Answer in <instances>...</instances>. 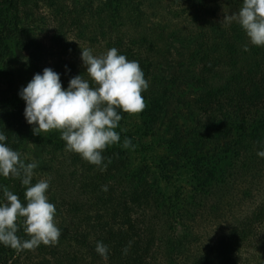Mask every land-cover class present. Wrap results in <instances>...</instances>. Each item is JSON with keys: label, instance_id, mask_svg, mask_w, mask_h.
I'll return each instance as SVG.
<instances>
[{"label": "trees", "instance_id": "1", "mask_svg": "<svg viewBox=\"0 0 264 264\" xmlns=\"http://www.w3.org/2000/svg\"><path fill=\"white\" fill-rule=\"evenodd\" d=\"M225 2L240 7L242 0ZM225 2L0 0V131L6 134L13 150L18 151L27 132L25 102L18 95L25 84L21 79L27 69H36V63L49 56L55 59L53 70L61 74L62 86L66 88L76 75L89 79L81 49L96 50L103 42L107 49L115 47L128 60L139 62L149 81L148 90L142 93L149 105L142 116L154 122L162 115L167 101L163 97L165 92L161 95L157 88L162 80L157 71L162 53L156 43L163 37L187 40L192 45L187 70L181 73L202 88L196 109L203 126L211 130L218 123L230 122L241 133L233 146L231 162L220 171H209L211 179L195 196V201L201 204L197 210L193 202H187L180 210L172 209L155 182L144 179L134 184L127 171L129 157L118 148L109 146L104 150V162L108 165L104 171L79 154L64 150L78 165L79 196L77 201L72 199L61 207L78 224L84 221L85 231L78 235L77 227L69 234L67 229L61 230L58 242L69 235L77 247L66 251L58 244L43 246L45 254L31 264H50L51 260L53 264H169L171 255H182L193 245L194 224L200 216L206 212L210 216L227 212L230 205L220 208L216 203L218 193L229 186H238V177L247 176V172L263 164L264 158L258 157L257 151L264 143V130L260 139L254 132L264 125V47L252 46L235 20L220 16L223 10L220 6ZM41 6L48 9L54 25L49 47L36 37L38 30L42 33L41 29L28 23ZM23 35L30 39L25 49L29 56L16 77L7 63L6 49L8 41ZM245 44L250 49L247 52L243 51ZM65 65L70 71H66ZM247 128L253 131L248 133ZM46 142L55 152L65 149L62 140ZM0 185H7L2 176ZM102 186H107V191ZM16 194L24 200L22 192ZM237 219L192 264H241L251 237L264 228V198ZM177 225H182L181 230H176ZM178 232L182 234L180 237L176 235ZM17 235L26 238L22 227ZM97 241L108 246L107 259L95 251ZM31 252L24 250L17 254L14 249L0 245V264H25L21 260Z\"/></svg>", "mask_w": 264, "mask_h": 264}, {"label": "rangeland", "instance_id": "2", "mask_svg": "<svg viewBox=\"0 0 264 264\" xmlns=\"http://www.w3.org/2000/svg\"><path fill=\"white\" fill-rule=\"evenodd\" d=\"M220 7L223 9L220 10V16L229 21L230 16L239 9L236 3L226 5L225 2V5ZM44 21L45 25H42ZM28 23L33 25L34 29L37 27L41 29L42 33L38 30L35 36L49 47V38L54 25L48 9L42 6L36 9ZM29 41L30 39L23 35L7 43V63L16 77L27 64L29 52L25 49ZM156 44L162 53L157 68L162 80L157 88L159 94L162 95V92H165L163 97L165 101L167 100L163 113L154 119V122L144 118L142 112H145L149 105L145 98L146 107L143 111L136 114H122L120 127L116 129L120 133L121 141L110 147L118 148L128 155L130 163L127 171L134 184L144 179L155 182L163 193L166 203H169L172 209L180 210L187 202H193L197 210L201 204L195 201V196L211 179L209 171H220L221 167L231 162L232 153H234L233 146L241 133L237 125L230 122L218 123L211 130L203 126L202 118L198 116L196 109L198 97L203 93L202 88L196 87L181 73L187 70L186 64L192 52L191 43L187 40L163 37ZM107 50L103 42L97 46L96 50H93V53L100 55ZM54 62L55 59L49 56L44 57L36 63V69H27L23 75L25 77L21 79L25 83L23 86L27 85V81H30L34 74L42 73L44 68L53 69ZM32 129L33 125L28 124L27 132L18 149L23 154L26 163L35 160L40 165L34 170L32 183L50 178L47 195L57 209L54 218L57 227L61 230L67 229L68 234L74 232L77 227V234L82 233L83 235L84 221L78 224L76 220L70 219V215L66 216V209L61 207L71 202L72 199L78 200V165L68 158L64 152L65 149H58L55 152L52 146H48L46 141L61 140L58 131L52 130L36 135ZM262 130H264V125L261 124L254 132L259 134L258 139H260ZM252 131L253 129L247 128L248 133ZM245 135L242 134V136ZM125 138L131 139L133 147L126 149L122 146ZM261 162L263 164L256 165L255 170L247 172V176L238 177V186H229L228 189L218 193L215 197L216 203L220 208L230 205L227 212L214 216L206 212L200 216L198 222L194 224L193 245L187 248L182 255H171L169 264H192L195 257L204 251L207 245L213 243L230 224L233 225L238 220L239 216L246 212L248 214L256 203L264 198V159ZM4 180L10 190L14 193L22 192L24 195L25 188L19 179L4 177ZM246 188L247 191L244 192ZM181 228L182 225L176 226L177 231ZM176 235L180 237L182 234L178 232ZM68 237L56 243L60 249L68 251L77 247L73 238L71 240V236L68 235ZM43 246L50 248L51 245L41 244L21 261L25 264L38 262L42 258L41 255L45 254L41 249ZM57 250L55 248V252ZM50 264H53L52 260ZM241 264H264V228H259L257 235L251 237L243 251Z\"/></svg>", "mask_w": 264, "mask_h": 264}, {"label": "clouds", "instance_id": "3", "mask_svg": "<svg viewBox=\"0 0 264 264\" xmlns=\"http://www.w3.org/2000/svg\"><path fill=\"white\" fill-rule=\"evenodd\" d=\"M230 19L240 25L248 43L264 47V0H242ZM249 50L245 44L243 51ZM81 60L89 79L76 75L64 88L61 74L46 67L42 73L34 74L18 95L25 102L23 115L33 125L34 134L58 131L66 151L79 154L104 171L108 166L104 150L121 141L116 130L123 118L121 113L136 114L145 109L142 93L148 90L149 81L139 62L128 60L115 47L100 55L83 48ZM65 69L70 71L67 65ZM7 140L0 131V176L19 179L25 192L21 201L18 194L0 185V245L14 249L17 254L41 244L55 245L62 233L54 219L56 206L47 195L50 178L33 184L39 163L35 160L26 163L23 154L13 150ZM122 146L133 147L131 139L125 138ZM260 148L257 156L264 158V143ZM102 190L107 191V186H102ZM21 227L27 238L17 235ZM95 251L103 259L108 258L109 248L102 241H97ZM127 251L125 247L124 253Z\"/></svg>", "mask_w": 264, "mask_h": 264}]
</instances>
